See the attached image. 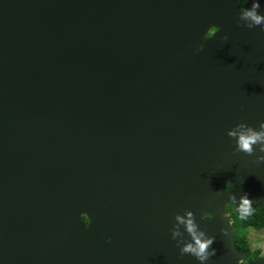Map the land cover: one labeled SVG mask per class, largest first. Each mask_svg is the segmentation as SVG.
<instances>
[{
  "label": "water",
  "instance_id": "1",
  "mask_svg": "<svg viewBox=\"0 0 264 264\" xmlns=\"http://www.w3.org/2000/svg\"><path fill=\"white\" fill-rule=\"evenodd\" d=\"M251 3L0 0V264H202L187 213L203 264H243L226 208L264 207V162L227 130L264 120Z\"/></svg>",
  "mask_w": 264,
  "mask_h": 264
},
{
  "label": "clouds",
  "instance_id": "2",
  "mask_svg": "<svg viewBox=\"0 0 264 264\" xmlns=\"http://www.w3.org/2000/svg\"><path fill=\"white\" fill-rule=\"evenodd\" d=\"M260 3L259 0H252L251 6L242 8L239 19L244 22V25L248 28L259 26L261 30H264V13L257 11ZM227 35L222 37V40L227 41ZM227 135L234 138L236 152H243L251 155L254 151L259 154L255 157L256 161L264 162V120L259 122L258 127L247 125L243 122L237 123L234 127L227 130ZM219 167V166H218ZM250 203V199L245 193L239 199L241 206V212L247 211V206ZM188 219L183 221L186 225V230L192 235V242L186 243L179 248L181 254L189 253L193 255L198 261H206L210 253L207 251L209 245L212 243L210 237L203 238V234H197L195 232V226L191 220V214L187 213ZM178 219H180L178 217ZM177 235L176 231L172 232V238Z\"/></svg>",
  "mask_w": 264,
  "mask_h": 264
},
{
  "label": "trees",
  "instance_id": "3",
  "mask_svg": "<svg viewBox=\"0 0 264 264\" xmlns=\"http://www.w3.org/2000/svg\"><path fill=\"white\" fill-rule=\"evenodd\" d=\"M243 2V0H240ZM228 183H225L222 190H226ZM228 214L231 221V232L234 235L235 247L244 253L243 263L246 264L261 255L260 249H252L249 246L247 232L249 229H261L264 227V207L255 208L253 214L235 212L234 205L229 204ZM84 221L87 219L84 217Z\"/></svg>",
  "mask_w": 264,
  "mask_h": 264
},
{
  "label": "rangeland",
  "instance_id": "4",
  "mask_svg": "<svg viewBox=\"0 0 264 264\" xmlns=\"http://www.w3.org/2000/svg\"><path fill=\"white\" fill-rule=\"evenodd\" d=\"M228 206H227V208H228ZM227 208H226V215L229 217V220H230V216L228 214ZM229 222H230V226H231V221H229ZM247 239H248V243H249L250 248L260 249L261 255H264V227L261 229H258V230L249 229L247 232ZM241 262L243 263V259Z\"/></svg>",
  "mask_w": 264,
  "mask_h": 264
},
{
  "label": "flooded vegetation",
  "instance_id": "5",
  "mask_svg": "<svg viewBox=\"0 0 264 264\" xmlns=\"http://www.w3.org/2000/svg\"><path fill=\"white\" fill-rule=\"evenodd\" d=\"M240 2H241V1H240ZM243 2H244V0H243ZM243 2H241V3H243ZM215 30H216V29H213L212 32L215 31ZM246 264H247V263H246Z\"/></svg>",
  "mask_w": 264,
  "mask_h": 264
}]
</instances>
